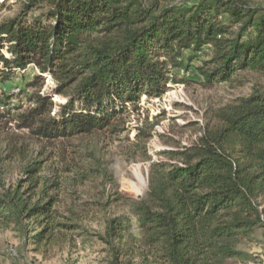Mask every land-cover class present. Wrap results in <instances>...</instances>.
<instances>
[{"label": "trees", "instance_id": "trees-1", "mask_svg": "<svg viewBox=\"0 0 264 264\" xmlns=\"http://www.w3.org/2000/svg\"><path fill=\"white\" fill-rule=\"evenodd\" d=\"M171 1L23 0L0 22V49L8 54L0 53V80L29 65L39 72L27 85L35 90L32 107L18 115V127L47 141L116 131L128 106L136 110L142 96L158 98L165 84H177L170 70H187L204 47L211 56L195 71L207 86L240 72L264 74V8L244 0ZM42 75L53 79L52 94L64 104L40 93ZM216 119L196 145L161 153L179 164L153 165L157 183L129 206L140 239L128 240L129 217L106 221L104 237H96L116 263L128 242L144 249L145 264L252 259L236 247L258 229L264 239V91L220 109ZM31 165L26 174L38 172ZM51 183L35 201L19 188L0 193V223L25 238L33 232L38 248L86 235L74 213L64 217L53 207ZM29 223L37 229L28 231Z\"/></svg>", "mask_w": 264, "mask_h": 264}, {"label": "rangeland", "instance_id": "rangeland-1", "mask_svg": "<svg viewBox=\"0 0 264 264\" xmlns=\"http://www.w3.org/2000/svg\"><path fill=\"white\" fill-rule=\"evenodd\" d=\"M159 1L162 5L167 0ZM196 1L171 2L189 5ZM244 1L264 8V0ZM22 2L0 0V22L13 18ZM0 53L8 57L5 48ZM190 55L185 52L183 57ZM210 56V49L204 47L187 70L171 69L170 74L178 83L165 84L158 98L142 96L136 110L128 106L116 131L50 141L18 127V115L32 107L28 97L35 90L27 85L39 75L36 68L29 65L23 71H13L5 82L0 80V115L4 114L0 118V193L19 188L26 196L33 195L35 201L43 183L52 182L48 194L54 200L53 207L64 217L74 213L80 229L86 232L82 238L64 235V240L38 248L31 239L33 232L25 238L0 223V264H145V252L138 242L135 246L128 242L122 249L126 255L118 256L117 263L114 261L111 249L96 237H104L106 221L129 217L131 228L127 238L140 239L141 232L129 214L131 201L141 202L151 182L157 183L153 165L180 162L161 153L179 152L196 145L207 128L218 125L216 115L220 109L255 91H264V74L254 72H240L229 83L205 85L195 69L202 67ZM2 70L0 64V79ZM42 78L40 93L50 96L56 106L64 104L65 98L52 94L53 79L47 75ZM29 164L38 172L26 174L24 170ZM102 170L106 171L103 177L96 172ZM27 227L28 231L37 229L32 223ZM236 248L252 257L244 264H264L261 230L248 234ZM223 264L242 263L228 260Z\"/></svg>", "mask_w": 264, "mask_h": 264}]
</instances>
